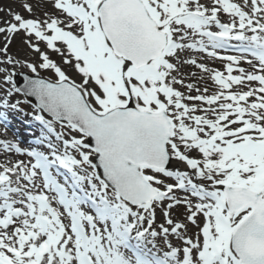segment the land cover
Instances as JSON below:
<instances>
[{
    "label": "snow or ice",
    "instance_id": "6c2138e0",
    "mask_svg": "<svg viewBox=\"0 0 264 264\" xmlns=\"http://www.w3.org/2000/svg\"><path fill=\"white\" fill-rule=\"evenodd\" d=\"M19 8L0 109L42 131L0 138V264H264V0Z\"/></svg>",
    "mask_w": 264,
    "mask_h": 264
},
{
    "label": "rangeland",
    "instance_id": "374dc122",
    "mask_svg": "<svg viewBox=\"0 0 264 264\" xmlns=\"http://www.w3.org/2000/svg\"><path fill=\"white\" fill-rule=\"evenodd\" d=\"M12 1H14V3H15V5L18 7V9H19V11H22V9H20L19 8V0H12ZM3 43V42H2ZM1 43V44H2ZM10 51L13 53V54H15V55H18V56H21V57H23V56H25V55H27V50H26V48L24 47V45H23V43H22V41H21V39H20V36H17L16 38H15V40L13 41V43H12V45H11V47H10ZM54 59H57V62H59V58L58 57H53ZM17 71L19 72V71H21V69H17ZM22 99V98H21ZM32 105H33V103L31 102V103H24V104H21V109H22V111H14V110H9V111H11L12 113H13V115H15V116H17L18 114H19V117H20V119H21V121H22V124H23V120H26L27 118H31L33 115H32V113H33V107H32ZM1 110V109H0ZM27 117V118H26ZM42 126V125H41ZM19 127H23L22 125L21 126H19ZM39 128H40V126H39ZM39 128L37 129V130H39ZM41 129V128H40ZM28 130H30V129H25V128H23V129H20V128H17V130L16 131H18V133L19 134H17L18 135V137L17 136H15V135H13V136H8L7 135V133H4L3 132V134H1L0 133V138H4V136L5 137H7L8 139H19V137H22V135L25 133V132H29ZM2 131V130H1ZM40 131H42V129L40 130ZM6 134V135H5ZM178 211H182V209H178ZM159 215V214H158Z\"/></svg>",
    "mask_w": 264,
    "mask_h": 264
},
{
    "label": "bare ground",
    "instance_id": "6f19581e",
    "mask_svg": "<svg viewBox=\"0 0 264 264\" xmlns=\"http://www.w3.org/2000/svg\"><path fill=\"white\" fill-rule=\"evenodd\" d=\"M0 7H4V8H8V7H11V8H13L14 10H16V11H19V9H18V7L15 5V3H14V1H12V0H0ZM0 18H4L3 17V14L2 13H0ZM3 42V37H2V35H0V45H2L1 43ZM206 63H208V65H209V67H214V68H216V69H218V70H220V71H223L224 69H223V63L224 62H222V61H220V60H215V61H208V60H206L205 61ZM242 67H245L246 69H248V66L246 65V64H242L241 65ZM248 70H250V69H248ZM186 71H187V69H186ZM27 118V117H26ZM23 124H24V126L25 127H27L28 129H31V131L32 130H37L38 128H39V126H40V128L42 129V126L39 124V122H37V121H35L34 119H33V116L29 119V118H27L26 120H23ZM29 127H28V126ZM14 127L16 128V130H17V128H22V127H16L15 125H14ZM13 127V128H14ZM39 128V130H37L36 132L34 131L33 132V134H35V135H38V134H40V129ZM18 132V131H17ZM0 133L2 134V131H0ZM5 137V136H4ZM7 138V137H6ZM21 158H23V157H21Z\"/></svg>",
    "mask_w": 264,
    "mask_h": 264
},
{
    "label": "water",
    "instance_id": "95a60500",
    "mask_svg": "<svg viewBox=\"0 0 264 264\" xmlns=\"http://www.w3.org/2000/svg\"><path fill=\"white\" fill-rule=\"evenodd\" d=\"M33 100H34V102H35V99L34 98H32Z\"/></svg>",
    "mask_w": 264,
    "mask_h": 264
}]
</instances>
